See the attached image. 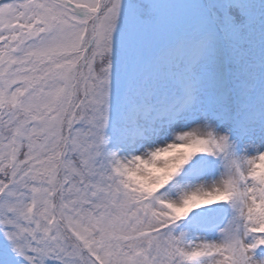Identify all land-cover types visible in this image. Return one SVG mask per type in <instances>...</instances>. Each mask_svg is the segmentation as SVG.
I'll use <instances>...</instances> for the list:
<instances>
[{"label": "snow or ice", "instance_id": "6c2138e0", "mask_svg": "<svg viewBox=\"0 0 264 264\" xmlns=\"http://www.w3.org/2000/svg\"><path fill=\"white\" fill-rule=\"evenodd\" d=\"M0 264H264V0H0Z\"/></svg>", "mask_w": 264, "mask_h": 264}]
</instances>
